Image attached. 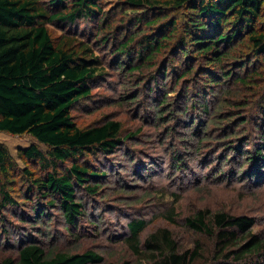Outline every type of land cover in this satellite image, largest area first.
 <instances>
[{"label":"trees","instance_id":"obj_1","mask_svg":"<svg viewBox=\"0 0 264 264\" xmlns=\"http://www.w3.org/2000/svg\"><path fill=\"white\" fill-rule=\"evenodd\" d=\"M102 81L137 111L136 127L74 119ZM149 126L161 146L180 143L169 171L187 156L211 163L194 179L198 192L203 179L232 175L264 185V0H0V130L37 142L18 149L21 167L0 141V264H264V216L234 203L240 197L195 195L183 209L176 192L166 202L162 187L138 196L109 182L120 178L110 158L120 151L128 181L154 184L134 147ZM112 183L127 211L120 241L135 263L79 243L82 219L99 229L90 200ZM146 198L166 224L149 227L148 212L136 210Z\"/></svg>","mask_w":264,"mask_h":264},{"label":"rangeland","instance_id":"obj_2","mask_svg":"<svg viewBox=\"0 0 264 264\" xmlns=\"http://www.w3.org/2000/svg\"><path fill=\"white\" fill-rule=\"evenodd\" d=\"M58 32L59 30L57 29V33ZM118 99L116 98V92L112 89L111 84L109 82L102 81L96 85L90 97L85 100L83 104H79L77 106L78 108L74 109V119L77 123L85 125L107 115L109 118L114 116L123 120L124 127H136L141 122L139 120L140 117L137 115V111L129 108L130 102L126 99L122 101ZM143 104L146 105L145 101ZM141 114L145 115L146 113L145 111L140 110V115ZM136 116L137 118H134ZM153 129L154 127L149 126V129L148 127L144 129L141 136L139 133L138 137L141 139L134 145V147L139 150L136 152L138 160L141 161V163L144 162L146 167H150L154 171L152 179L154 184H150L151 179L147 182V184L142 180L129 179L128 181L130 175L122 171V169L117 168L119 166L117 162L120 158V151L116 152L118 155L110 156L114 164L112 169L120 170V178L113 179L114 175L111 174L109 182L113 180L120 186L123 185V183H127L130 186V189L133 188L132 190L135 191L132 194L138 196L148 190L151 192L162 187V190H165L166 196H170V199L166 200V202L172 200L171 198L173 196L170 195V192H176L179 195L185 196V199H180L177 204V206L183 209H187L191 206L195 195L196 197H200L202 194L208 195L213 193L214 197L222 196L223 201H225L226 198V201H229V197H240L238 198L239 200L235 199L234 203H240L248 210L258 209L259 211H257V214L261 218L264 216L261 213L264 212V185H262L259 189L250 188L253 182L249 183V180H243L236 175L235 177L232 175L229 177V182L232 181V183L222 180L213 181L211 184H205L206 180L203 179L202 181L204 183H201L202 186H199L201 191L198 192L197 188L194 186L195 183H193L195 182L194 179L198 178L202 174L203 169L204 171L209 172L211 170V163L204 166L201 165L198 160L187 156V160L185 161L187 164L185 165V168H181L176 171H169L168 165L171 161V151L172 149L175 150V147H179L180 143L176 142L175 147H170V145L161 146L159 142L156 141L155 136H151L150 131ZM0 141L8 147L10 153L13 155L19 166H26L25 161L18 157V149L36 142L32 136L29 134L13 135L0 130ZM250 142L252 143L253 140H250ZM251 143L246 148L251 149ZM39 145L45 149L43 145ZM212 164H215V160ZM225 168H227L225 171L228 170L229 164L226 165ZM246 168H250V165ZM226 172L223 174H226ZM216 175L219 174L216 173ZM158 181L159 183H156ZM116 183H112V189H110V191H107L106 189L104 193H102V197L96 196L90 200L88 205V214L92 217L88 218V220H93L95 218L96 220H100L96 221V223L98 222L99 229L96 226L91 225L90 221L82 219V228L80 230L82 234H84L85 238L79 243L84 247L102 251L104 253V257L108 259L118 260L127 258L135 263V258L127 252V248L123 243V240L120 241L123 237V232L126 231L124 224L127 217L124 216V212L127 211H123L126 208H122L124 205L119 201L120 195L116 194ZM159 202L161 201L159 200ZM247 209L244 211H248ZM136 210L139 212H148L147 217L150 218V222H152L149 224V227L152 226L151 229L161 226L162 224H166L165 221L160 218L155 219V216L158 213H161L163 209L162 207H159L158 203H154V199L152 198H146L144 201L137 203ZM132 213L133 212L131 211V214ZM51 228V232L54 236H56V234L59 236L61 235V237H59V241L62 246L71 245V242L73 241L69 240L68 243H65L67 242L65 241L67 232L60 224L54 223ZM37 230L38 229L29 228L26 231L38 234ZM180 237V242L186 245L190 244L193 239L189 231L181 232Z\"/></svg>","mask_w":264,"mask_h":264}]
</instances>
